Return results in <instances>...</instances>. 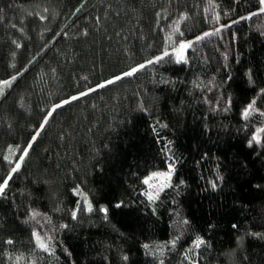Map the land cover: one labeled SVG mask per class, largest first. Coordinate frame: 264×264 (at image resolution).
Returning a JSON list of instances; mask_svg holds the SVG:
<instances>
[{"label":"trees","instance_id":"16d2710c","mask_svg":"<svg viewBox=\"0 0 264 264\" xmlns=\"http://www.w3.org/2000/svg\"><path fill=\"white\" fill-rule=\"evenodd\" d=\"M260 7L0 0V81L16 77L0 94V264H264V132L249 145L264 129ZM170 162L150 202L142 178Z\"/></svg>","mask_w":264,"mask_h":264},{"label":"snow or ice","instance_id":"6c2138e0","mask_svg":"<svg viewBox=\"0 0 264 264\" xmlns=\"http://www.w3.org/2000/svg\"><path fill=\"white\" fill-rule=\"evenodd\" d=\"M259 3L261 5V7L259 9V13H264V0H259ZM256 14L257 13H252V15H256ZM242 19H246V17L245 18H242ZM177 31H178V29H177ZM213 34H215V33H204L203 35L204 36H208V35H213ZM169 39H170V37H169ZM200 39H203V36L196 37V40H200ZM191 44H192L191 41L181 42L180 43L179 50L175 52V54H176V62L177 63H180L181 61H184L185 60V58L183 56V50H185L188 47H191ZM17 47H19V45H17ZM168 55H169V53L167 51H165L162 56L155 57L153 60L147 61L146 64H152V63L158 62V61L162 60L164 58V56H168ZM145 66H146L145 64L138 65L137 67L132 68L130 71L123 73L122 76H117L113 80H108V81L104 82L103 84L97 85V88H102V87H105L106 84L114 83L115 80H120V79H122L123 76H132L134 73H136L140 69L144 68ZM15 79H16V77H12L11 80H8V81H0V94H3L4 88L7 87V86H9L11 84L12 80H15ZM91 91H95V89H89V92H91ZM262 91H264V90H262ZM80 95L81 96H84V95H87V93H80ZM76 99H78V97H76V96L71 97V100H76ZM67 103H70V100H65V101L62 102V104H67ZM255 103H256V101L254 100V101H252L251 103H249L245 107V109H244V111L242 113V115L245 118L249 117L253 112L256 111V109L254 108ZM62 104L55 105L54 108H53V111L56 108L61 107ZM51 115H52V111H50L48 113V116H51ZM47 119H48V117H45V123L47 122ZM43 127H44V124H41V129H43ZM260 132H264V129H257V132L253 134L252 139L249 141V145L250 146H251V144L253 142H256V143H259L260 142V136L258 135V133H260ZM37 135H39V133H37ZM35 139H36V136H33L32 140L35 141ZM31 146H32L31 143H29L28 147L23 149V155H21L19 157V161H23L24 160V158L28 154V150H29V148H31ZM19 168H20V163L17 162L16 163V166L14 168H12L11 172L12 173H15V172H17V170ZM174 171H175L174 162H170L169 165H168V171L167 172H164V173H152L149 177H146L144 179L143 182L146 185H148L150 189L154 187V185L150 184V180L153 177H160L161 180H162V183L159 186H155L156 187V192L155 193H153L151 191H148V192L145 193L147 199L150 202L155 201L156 199H158L159 192L163 191L165 188H167V187L170 186L171 177H172V174L174 173ZM9 179H11V173L9 174V177L8 178L4 179L3 183H0V194H3L5 188L8 185ZM181 183H183V182L181 181ZM212 187L213 188L216 187V184L214 182L212 184ZM121 206H122V202L120 204L115 205V207H117V208H119ZM79 207L80 206H79V203H78L77 209H79ZM87 210L88 211H92L91 204H88L87 205ZM101 211H103V212L106 213L107 212V209L106 208H102ZM36 215H38V214L37 213H33V218H35ZM76 215H77L76 211H73V213H72L73 219L76 218ZM184 223H187V221H184ZM62 227H64V226H62ZM33 237L36 239L37 246L39 248H41V249H43L45 251L48 250V245L43 240L40 239L39 233L33 232ZM7 243L11 244L12 241L9 240V241H7ZM171 243L174 245L175 244V241H172ZM203 243H204V241L202 239H199L198 238L194 242V245L193 246L196 247V248H199ZM144 247L147 248L148 245H145ZM125 259H126V257H125Z\"/></svg>","mask_w":264,"mask_h":264},{"label":"rangeland","instance_id":"374dc122","mask_svg":"<svg viewBox=\"0 0 264 264\" xmlns=\"http://www.w3.org/2000/svg\"><path fill=\"white\" fill-rule=\"evenodd\" d=\"M217 28H218V24H214V25H213V30L215 31L216 34H217ZM188 41H191V38H184V39H181V40L177 43V45L175 46V48H174V53H175L176 51L179 50V45H180L181 42H188ZM185 50H186V49H185ZM185 50H183V56H184V58H185ZM175 57H176V54H175ZM168 165H169V163H168L165 167H163V168H154V169H151L150 171H148L147 174H145V175L143 176L142 180L144 181V179H145L146 177H149L152 173H164V172H167V171H168ZM172 176H173V174H172ZM171 180H172V177H171ZM143 183H144V182H143ZM161 183H162V180H161L160 177H153V178L150 180V184L154 185V187L150 189L149 186L146 185V184L144 183V185H145L144 193H146V192H148V191H151V192L155 193V192H156V187H155V186H159ZM159 193H160V192H159Z\"/></svg>","mask_w":264,"mask_h":264}]
</instances>
